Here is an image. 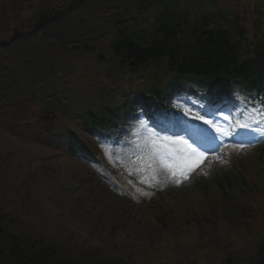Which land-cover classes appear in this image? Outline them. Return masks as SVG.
Segmentation results:
<instances>
[{
  "label": "rangeland",
  "instance_id": "1",
  "mask_svg": "<svg viewBox=\"0 0 264 264\" xmlns=\"http://www.w3.org/2000/svg\"><path fill=\"white\" fill-rule=\"evenodd\" d=\"M67 3V0H0V40L22 31L21 41L24 38L26 42L27 34L23 32L31 28L33 12L42 5L67 7ZM218 3L236 14L263 13L252 30L264 33V0H218ZM75 31L80 39L75 44L86 51H80L76 58L70 57L65 65L74 76L68 84H75L72 90L76 92L73 95L65 91L60 100L66 108L73 99L71 110L66 115L57 112L56 118L41 122L54 132L67 131L71 136L53 145L47 139L51 135L38 138L28 131L22 133L13 122L24 114L5 113L8 122L0 123V181L3 180L6 190L13 192L7 206L13 210L22 206V200L31 203L30 209L23 203L24 208L14 214L16 223L23 229L28 226L32 234L41 238L43 235L45 240L52 238L54 244L60 241L69 252H87L77 257L90 256L92 252L94 259L104 258L112 264L113 261L222 264L226 257L246 264L245 258L253 255L256 244L264 243V155L261 158L264 151L254 156L249 155L253 150L223 152L186 171L189 173L185 176L194 171L191 179L173 182L156 174L148 148L147 156L132 154L135 148L123 145L124 135L111 137L121 144L117 150L106 148L104 142L93 139L96 129H84L87 123L81 112H96L100 122L106 108L120 116L125 97H113L111 101L112 79L124 94L130 81L141 79L136 73L123 75L122 71L130 70L118 66L108 56L106 43L113 35L104 24L99 22L95 28ZM67 56L61 53L59 61H65ZM97 79L102 84L96 90L89 83ZM146 85L147 80L140 83ZM227 98L223 96L222 101ZM5 108L0 105V110ZM43 116L50 117L41 113ZM32 122L33 119L27 120L21 127L32 128ZM34 128L41 129L39 124ZM76 140L91 152L95 145L99 146L93 152L98 157L85 160L65 152V146L76 144ZM234 164H239L235 171ZM221 178L223 188L218 184ZM43 225L49 226L47 233L40 230Z\"/></svg>",
  "mask_w": 264,
  "mask_h": 264
},
{
  "label": "trees",
  "instance_id": "2",
  "mask_svg": "<svg viewBox=\"0 0 264 264\" xmlns=\"http://www.w3.org/2000/svg\"><path fill=\"white\" fill-rule=\"evenodd\" d=\"M143 0L140 5H144ZM176 1V0H175ZM172 3L169 2L168 10L171 19H160L152 32L149 34L151 43L139 47L135 42H129L128 38H122L121 42L113 44V55L116 58L121 57V61L131 59L133 63L157 62L164 60V69L174 73H188L202 78L205 85H209V80H215L224 75L229 77L238 75L239 69L236 66L237 52L235 47L228 39V34L221 29H217L214 35L211 32H205V16L194 20V23L188 24L179 16L171 14ZM45 11H39L37 21L33 24L34 28H39L46 23L47 17ZM186 28H189L188 30ZM21 41V36L15 38L14 43L0 44V105H5L4 110H0V123L7 124L5 113H16L17 108H26L34 100L39 98V92L35 89L30 94L29 100H25V91L22 88L21 79L27 78L30 66L36 61L38 50H31L30 47ZM30 39V40H29ZM29 41L33 40L29 37ZM119 47V48H118ZM118 50V51H117ZM122 57H124L122 59ZM127 58V59H126ZM120 62V60H119ZM215 77V78H208ZM256 81L252 82L254 86L258 82H264V67L256 77ZM27 99V97H26ZM26 110V109H25ZM46 112V108L41 112ZM43 119L42 117H40ZM21 124V123H20ZM16 123L15 127L20 126ZM1 125V126H2ZM35 127L32 124V128ZM18 131H29L26 128H17ZM14 129V130H17ZM31 130V129H30ZM19 132V133H20ZM21 134V133H20ZM19 134V135H20ZM24 137V134L22 135ZM10 190H6L3 186V180L0 181V213L6 208L13 214L24 208L23 203L29 208L27 199L22 200V206L13 210L7 206L12 199ZM4 210V209H3ZM5 215L0 214V264H112L104 258L94 259L92 252L90 256H78L79 253L87 252L79 250L75 253L69 252L65 247L61 246L60 241L51 242V239L45 240L29 233L24 236L14 233L12 227H8L9 221L4 218ZM28 228V226H26ZM29 229V228H28ZM41 231L47 233L48 225H43ZM46 235V234H45ZM67 243L69 241L67 240ZM92 255V256H91ZM243 254L242 256H245ZM96 258V257H95ZM242 259V258H241ZM82 262H81V261ZM226 262L222 264H241L242 260L235 262L230 258L224 259ZM246 264H264V243L257 245L253 251V255L245 258ZM113 264H117L113 261Z\"/></svg>",
  "mask_w": 264,
  "mask_h": 264
},
{
  "label": "bare ground",
  "instance_id": "3",
  "mask_svg": "<svg viewBox=\"0 0 264 264\" xmlns=\"http://www.w3.org/2000/svg\"><path fill=\"white\" fill-rule=\"evenodd\" d=\"M135 34L136 35H146V33L144 31H141V30H138ZM151 42H152V40L147 39L143 36L136 38V44H138V45L140 44L141 46L148 45ZM140 45H139V47H141ZM123 58L124 57H122V59ZM119 60L121 61V57H119ZM210 129H211V126L204 128L205 131H210V133L207 132L208 134L206 135V140L208 142L218 141L220 139L225 138V136L223 134H218L217 132L211 131ZM141 130H142V134H143L146 141L155 140V139L160 138V136L153 130H148L145 128H142ZM178 132H180V133L184 132L185 133V131L183 129L178 130ZM160 133H162V132H160ZM200 151L201 150L195 151L191 145L187 144L186 148H184V151H182V153L180 154V158H181L180 160L181 161L179 160L180 163H178V165H183V164H186L187 162H189L191 164H196V166H197L199 164L198 162H199V152ZM188 154H190V155H188ZM186 155H188V156L185 157ZM196 166H194V168ZM157 174H158V172H157ZM3 209L1 210L2 213H0V214L5 215L4 218L9 221V224H7V226L8 227L11 226L12 229L14 230L13 231L14 233L21 235V236H24L25 234L29 233V229L27 227H24V229H23V226L16 223L15 219H17V218L14 216V214L12 212L7 210L6 208H3Z\"/></svg>",
  "mask_w": 264,
  "mask_h": 264
},
{
  "label": "snow or ice",
  "instance_id": "4",
  "mask_svg": "<svg viewBox=\"0 0 264 264\" xmlns=\"http://www.w3.org/2000/svg\"><path fill=\"white\" fill-rule=\"evenodd\" d=\"M174 143H175V142H174ZM179 143H185V142H184V141H179ZM202 155H203V154H201V158H202ZM193 166H194V164H193Z\"/></svg>",
  "mask_w": 264,
  "mask_h": 264
}]
</instances>
